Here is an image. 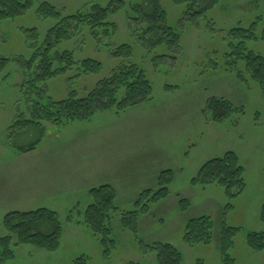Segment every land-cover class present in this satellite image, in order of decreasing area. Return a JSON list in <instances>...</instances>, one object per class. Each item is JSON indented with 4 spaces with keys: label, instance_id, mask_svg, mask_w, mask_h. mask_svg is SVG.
I'll return each mask as SVG.
<instances>
[{
    "label": "rangeland",
    "instance_id": "rangeland-1",
    "mask_svg": "<svg viewBox=\"0 0 264 264\" xmlns=\"http://www.w3.org/2000/svg\"><path fill=\"white\" fill-rule=\"evenodd\" d=\"M41 1H51L64 14H74L92 3L106 6L111 0H34L23 16L0 26V56L10 59L0 76V238L8 235L1 222L12 212L46 208L57 213L63 228L55 252L29 244L15 246L13 240V256L0 257V264H154L153 255L141 251V245L153 243L178 248L184 264H221L217 235L223 222L238 228L229 251L232 264H264V252H254L246 245L249 232H264L259 216L264 204V97L246 74L248 80L242 82L236 72L228 71L233 67L244 71V67L235 56H229L234 41L227 35L234 27L255 22L258 36L264 37V0H221L201 17L194 14L198 8H192L189 1L160 0L168 24L181 33L176 51L165 46L149 48L142 32L124 14L143 0H123L125 9L111 17L117 24L111 38L84 32L62 45L76 60H99L101 74L78 79L59 76L49 82L46 95L61 100L69 90L89 91L118 62L110 56L111 47L128 43L133 61L151 82L152 99L121 116L111 111L73 126L45 124L38 147L18 156L14 147L39 139L37 131L21 134L9 127L20 121L37 97L21 86L19 61L31 56L29 33L24 30L36 29L42 36L54 23L37 16L36 4ZM197 1L203 7L204 0ZM246 47L264 56L262 39L247 42ZM161 55L168 58L159 59ZM212 98L225 99L243 113L215 123L206 109ZM228 151H234L243 166L241 194L229 198L219 186L193 185L207 161ZM165 171L171 172L168 196L139 216L136 235L123 230L115 217L111 221L115 248L105 254L98 238L83 224L84 211L91 203L89 191L111 186L115 205L130 212L140 194L159 190L158 177ZM183 199L187 204L180 202ZM204 215L214 223L212 243L187 245L183 241L187 221Z\"/></svg>",
    "mask_w": 264,
    "mask_h": 264
},
{
    "label": "trees",
    "instance_id": "trees-1",
    "mask_svg": "<svg viewBox=\"0 0 264 264\" xmlns=\"http://www.w3.org/2000/svg\"><path fill=\"white\" fill-rule=\"evenodd\" d=\"M190 2L194 14L201 17L212 10L221 0H204L203 7L197 0H174L176 4ZM37 16L54 23L40 36L36 29L24 30L28 32L27 42L31 56L26 61H19L22 70L21 86L35 92L36 99L30 101L27 113L20 115L9 129H16L18 133L27 130L37 131L39 139L27 146L14 147L17 154H25L35 150L45 133V124L59 128L65 125L81 124L92 120L98 113L114 111L116 115H123L128 110L141 106L152 99V85L144 70L133 61V48L128 43L111 47L110 53L118 62L111 68L108 76L98 79L92 88L69 90L61 100L52 99L46 95L47 85L51 80L63 75H70L76 79L88 75H100L102 63L97 59L85 58L76 60L71 51L62 47L74 36L87 33L88 36L103 39L111 38L117 31V24L111 17L125 9L123 0H111L106 6L92 3L85 10H78L74 14H64L51 1H41L36 4ZM34 6V0H0V26L9 20L23 16ZM125 18L132 20L137 31L142 32V39L149 42V48L161 46L178 50L181 33L175 31L168 24V17L160 0H143L141 4L132 5L129 12L125 11ZM133 16V17H131ZM256 23L248 27H234L227 33L234 41L233 51L229 56H235L243 63L244 71L229 68L236 72L242 82L251 79L256 82L261 95L264 97V56L246 47L250 41L264 40L256 32ZM264 34V30H263ZM159 59L168 58L167 55L158 56ZM10 59L0 56V76L6 71ZM33 69V70H32ZM247 75V77L245 76ZM206 109L215 123L227 121L232 115L243 113L241 108L232 106L225 99L212 98L206 102ZM26 114V116H25ZM28 116V117H27ZM12 129V130H13ZM8 131V135H11ZM14 151V152H15ZM171 172L165 171L158 177L159 190L145 191L135 201V208L130 212H122L115 205L116 193L109 185L91 189L89 195L91 203L83 214V224L98 238L100 245L107 254L115 248V241L111 238V221L118 217L119 225L136 235L140 215L149 213L151 206L164 200L169 189ZM193 185H216L224 189L229 198L242 193L245 187L243 166L234 151H228L222 156L207 161L198 171L192 181ZM180 202L187 201L185 199ZM71 212V211H70ZM260 221L264 224V204L260 208ZM68 217V220L71 221ZM1 226L8 235L0 238V257L8 259L13 256L12 243L15 246L30 245L34 248L52 253L58 250L63 232L62 223L56 212L41 208L34 212L7 214ZM214 223L209 216H200L187 221L183 241L189 245H209L214 239ZM238 228L229 227L224 222L217 235V250L221 264H232L234 259L229 256L233 247V240ZM142 244V243H141ZM246 245L254 252H264V232H249L246 235ZM144 254H152L154 264H184L181 251L169 243H153L141 245ZM128 264H140L129 262ZM196 264H204L197 261Z\"/></svg>",
    "mask_w": 264,
    "mask_h": 264
},
{
    "label": "crops",
    "instance_id": "crops-1",
    "mask_svg": "<svg viewBox=\"0 0 264 264\" xmlns=\"http://www.w3.org/2000/svg\"><path fill=\"white\" fill-rule=\"evenodd\" d=\"M53 3V2H52ZM71 126H73V125H71ZM18 156H19V154H17ZM54 158V157H53ZM71 163H73V162H71ZM76 163V162H75ZM77 164V163H76Z\"/></svg>",
    "mask_w": 264,
    "mask_h": 264
}]
</instances>
